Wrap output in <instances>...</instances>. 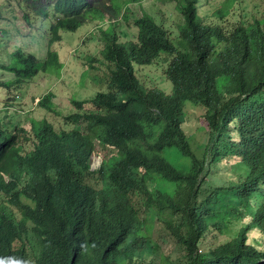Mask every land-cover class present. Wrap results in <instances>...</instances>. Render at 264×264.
<instances>
[{"label": "trees", "instance_id": "16d2710c", "mask_svg": "<svg viewBox=\"0 0 264 264\" xmlns=\"http://www.w3.org/2000/svg\"><path fill=\"white\" fill-rule=\"evenodd\" d=\"M139 1L109 0L110 21L89 0L33 10L19 1L27 24L38 15L50 22L43 58L21 46L11 51L9 31L0 28L6 108L26 82L62 70L53 47L68 45L66 36L90 21H108L94 36L109 69L94 77L96 96L75 100L80 111L59 125L0 120V264H264V19L230 21L229 0H175L180 16L143 10L130 37V3ZM10 2L0 0L1 20ZM211 13L217 20L207 19ZM89 59L90 68L99 60ZM160 61L171 93L138 75ZM52 98L36 104L52 110ZM188 101L205 109L201 156L183 125ZM94 155L103 159L97 169ZM219 165L231 182H211ZM158 220L182 259L164 255ZM233 221L243 223L237 236L212 244Z\"/></svg>", "mask_w": 264, "mask_h": 264}, {"label": "rangeland", "instance_id": "374dc122", "mask_svg": "<svg viewBox=\"0 0 264 264\" xmlns=\"http://www.w3.org/2000/svg\"><path fill=\"white\" fill-rule=\"evenodd\" d=\"M10 4L6 7V12L3 14L2 20L0 18V28L9 31L10 42H7V47H11V51L14 50V46L23 47L28 51L37 53L43 58L47 53V42L45 35L43 34L50 22L42 24V16H34L31 25L25 22L23 17V11L19 6L21 0H10ZM25 6H28V10H33L39 7H44L47 4H53L56 0H38L34 3V0H22ZM91 4L101 6L104 8L107 17L114 19V14L107 9L109 0H89ZM220 0H211V2H219ZM234 2L233 8L235 12L230 14L227 18L230 21L245 19L251 21L253 15L256 13L262 16L264 19V2L262 0L248 1V0H229ZM175 0H142L135 3H130L134 14L129 18L127 25L130 30V37L137 36V30L135 29V17L142 14L143 10L148 12L158 13L161 11L171 10L174 18L180 16L175 10ZM208 3L202 5V9L206 12H211L212 9H208ZM36 7V8H35ZM242 7L241 10L237 8ZM169 11V12H171ZM234 14V15H233ZM165 16V15H164ZM109 18V21H110ZM208 20H217L214 13H211L207 18ZM49 20L53 21L54 17H49ZM88 22V21H86ZM172 22V21H170ZM173 23V22H172ZM108 21L95 20L90 21L87 25L80 26L76 32L70 33L66 36V43L59 44L53 47L58 51L63 68L58 74L42 73L35 79L26 82L21 91L16 94V102L14 107L6 108V91L0 86V120L6 123L10 120L11 116L16 117V121L19 119L21 123L29 124V119L41 120L43 118L54 122L59 125L65 115L79 112L80 110L75 108V100H85L94 98L99 89L100 80L94 79L95 76H105L109 73L107 65L102 63L101 54L99 52L102 47V42L99 41L94 35L100 32V26H106ZM177 25V23H173ZM48 31V30H47ZM45 31V33L47 32ZM49 48V46H48ZM166 56V55H164ZM89 57L98 58L97 62L93 63V67L90 68ZM168 64L160 61L149 66L139 67V76L146 83L149 88H159L166 93L173 91V84L166 77L165 70ZM1 79V78H0ZM52 95V102L54 103L53 109L45 110L36 104L37 99L42 98L47 94ZM14 108V110H13ZM9 110V114H6ZM186 110L189 116L185 119L184 127L188 132L194 134V147L197 153L201 156L203 151L205 135L203 130L199 129V126L205 124V119L199 118L205 113L203 106L193 105L191 101L186 103ZM60 113V115L56 114ZM7 117V118H6ZM27 129H29L27 127ZM81 129L86 130V123L82 122ZM106 153H110L111 149H103ZM103 159L94 155L93 157V169L99 168ZM231 182L232 178L229 174L225 173L223 166L219 165L215 171L214 176L211 178V182L216 184L217 181ZM152 185V184H151ZM175 221H179V216L173 217ZM242 222H231L229 229L225 231L224 235L213 238L212 244H223L234 239L240 229L242 228ZM155 239L161 247L164 255L173 258L175 261L182 259L184 251L181 246L177 244L176 239L172 236L170 231L158 220L155 227ZM151 257V254L147 255V258Z\"/></svg>", "mask_w": 264, "mask_h": 264}, {"label": "clouds", "instance_id": "9594fccd", "mask_svg": "<svg viewBox=\"0 0 264 264\" xmlns=\"http://www.w3.org/2000/svg\"><path fill=\"white\" fill-rule=\"evenodd\" d=\"M35 1H36V0H34L33 2H35ZM44 31H46V29H44ZM43 34H44V32H43ZM102 162H103V161H102ZM102 162H101L100 166L102 165ZM100 166H99V167H100Z\"/></svg>", "mask_w": 264, "mask_h": 264}]
</instances>
